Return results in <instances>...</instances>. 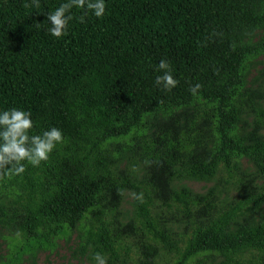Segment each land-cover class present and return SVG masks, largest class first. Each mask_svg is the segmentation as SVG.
Returning a JSON list of instances; mask_svg holds the SVG:
<instances>
[{"label":"trees","instance_id":"16d2710c","mask_svg":"<svg viewBox=\"0 0 264 264\" xmlns=\"http://www.w3.org/2000/svg\"><path fill=\"white\" fill-rule=\"evenodd\" d=\"M30 2L0 0V112L64 139L0 178V227L36 247L80 227L107 264H264V66L245 86L264 0H105L100 19L74 7L60 39L47 15L67 0ZM162 59L171 92L155 83ZM125 191L143 194L127 220Z\"/></svg>","mask_w":264,"mask_h":264},{"label":"clouds","instance_id":"9594fccd","mask_svg":"<svg viewBox=\"0 0 264 264\" xmlns=\"http://www.w3.org/2000/svg\"><path fill=\"white\" fill-rule=\"evenodd\" d=\"M26 8L40 7L39 0H31L23 5ZM91 12L97 19L103 18L106 11L105 0H67L54 12L47 15L48 29L51 36L60 39L67 35L69 22L73 19L70 14L73 8ZM84 22V17L79 18ZM158 71L163 74L156 77L155 83L165 91L171 92L178 85L172 70L166 60H160ZM201 85L190 87L192 95H196ZM33 129L31 113L20 109H10L0 112V178L9 175H21L26 170V164L39 167L46 162L56 146L63 142V133L53 127L42 135H30ZM133 199L142 200L143 194L133 192ZM95 264H107V259L100 253L93 257Z\"/></svg>","mask_w":264,"mask_h":264},{"label":"rangeland","instance_id":"374dc122","mask_svg":"<svg viewBox=\"0 0 264 264\" xmlns=\"http://www.w3.org/2000/svg\"><path fill=\"white\" fill-rule=\"evenodd\" d=\"M261 35L260 31H256L252 42L256 43L259 41ZM263 66L264 52L249 59L245 77L246 87H256L259 80L263 78L261 75ZM247 121L249 120L247 119ZM123 165L124 163L121 164V167ZM241 166L251 170V166L245 159L241 160ZM212 184L213 182L187 179L175 183L176 186H183L195 194H204ZM131 194L132 191H125L120 204V212L124 216L123 220H127L133 215L134 208ZM233 196L234 193L230 192L227 198L231 199ZM161 211L163 215L166 214L164 208ZM182 226L183 224H180L175 231L180 233ZM82 243L83 232L80 227L64 232L58 237L48 240L47 243L42 244L40 247H36L33 244L26 246L19 241L18 237L0 227V264H95L89 258V248L83 249Z\"/></svg>","mask_w":264,"mask_h":264}]
</instances>
